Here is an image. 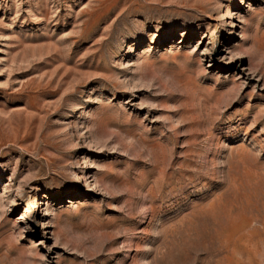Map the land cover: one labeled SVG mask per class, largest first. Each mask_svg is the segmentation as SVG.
Returning <instances> with one entry per match:
<instances>
[{"label": "rangeland", "instance_id": "374dc122", "mask_svg": "<svg viewBox=\"0 0 264 264\" xmlns=\"http://www.w3.org/2000/svg\"><path fill=\"white\" fill-rule=\"evenodd\" d=\"M0 264H264V0H0Z\"/></svg>", "mask_w": 264, "mask_h": 264}]
</instances>
